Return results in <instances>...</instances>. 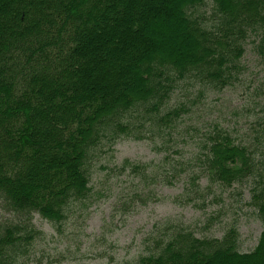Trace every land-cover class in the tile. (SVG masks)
I'll list each match as a JSON object with an SVG mask.
<instances>
[{
	"label": "trees",
	"instance_id": "16d2710c",
	"mask_svg": "<svg viewBox=\"0 0 264 264\" xmlns=\"http://www.w3.org/2000/svg\"><path fill=\"white\" fill-rule=\"evenodd\" d=\"M248 43L264 52V0H0V264L24 262L41 233L35 215L58 223L73 203L87 206L104 148L142 139L141 127L173 128L184 111L168 105L175 83L231 85ZM262 101L245 141L216 124L202 152L122 164L178 184L180 206L246 183L261 225L254 248L238 249L233 226L217 238L167 224L134 264H264Z\"/></svg>",
	"mask_w": 264,
	"mask_h": 264
},
{
	"label": "rangeland",
	"instance_id": "374dc122",
	"mask_svg": "<svg viewBox=\"0 0 264 264\" xmlns=\"http://www.w3.org/2000/svg\"><path fill=\"white\" fill-rule=\"evenodd\" d=\"M263 94L264 52L252 43L246 45L231 85L200 93L187 80L175 83L168 105L182 106L184 111L173 128L157 133L141 127L142 139L122 136L110 150L104 148L92 167V200L87 206L73 203L58 223L35 215L33 222L41 233L20 264H134L139 255L148 253L151 238L167 224H183L198 236L217 238L233 226L239 232L238 249L254 248L261 225L247 203L246 183L226 190L205 206H180L173 199L180 192L178 184L167 187L150 177L142 180L132 166L123 170L122 164L129 160L156 165L164 154L175 157V150L184 158L202 152L216 124L237 141H245L252 134L256 115L261 114L258 103L263 102ZM7 216L0 211V220Z\"/></svg>",
	"mask_w": 264,
	"mask_h": 264
}]
</instances>
